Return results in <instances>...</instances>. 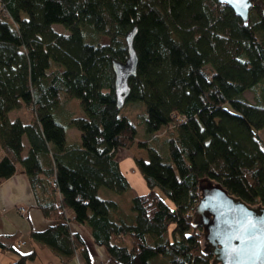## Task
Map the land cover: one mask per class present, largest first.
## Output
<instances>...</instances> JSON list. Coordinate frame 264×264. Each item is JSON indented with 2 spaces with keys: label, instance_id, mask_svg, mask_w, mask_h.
Here are the masks:
<instances>
[{
  "label": "trees",
  "instance_id": "obj_1",
  "mask_svg": "<svg viewBox=\"0 0 264 264\" xmlns=\"http://www.w3.org/2000/svg\"><path fill=\"white\" fill-rule=\"evenodd\" d=\"M134 27L138 66L126 102L146 106L138 146L148 158L134 161L147 191L126 211L101 190L131 189L120 153L138 131L117 106L113 62L127 59ZM262 81L264 0L248 24L219 0H0V182L18 167L26 174L36 206L59 221L32 236L65 264L77 254L91 264L70 223L106 249L102 264H212L193 219L200 182L264 205V98L245 95ZM70 98L84 114L59 111ZM23 106L29 122L9 115ZM68 126L79 143H70ZM15 239L0 234V248L18 255L7 264L36 259Z\"/></svg>",
  "mask_w": 264,
  "mask_h": 264
},
{
  "label": "water",
  "instance_id": "obj_2",
  "mask_svg": "<svg viewBox=\"0 0 264 264\" xmlns=\"http://www.w3.org/2000/svg\"><path fill=\"white\" fill-rule=\"evenodd\" d=\"M219 1L228 4L245 24L249 23L255 0ZM136 33L134 27L127 34V59L113 62L118 108L124 106L130 94L129 79L137 73ZM199 186L201 196L193 219L202 227L205 244L213 254L212 264H264V205L247 203L218 181L206 178Z\"/></svg>",
  "mask_w": 264,
  "mask_h": 264
},
{
  "label": "crops",
  "instance_id": "obj_3",
  "mask_svg": "<svg viewBox=\"0 0 264 264\" xmlns=\"http://www.w3.org/2000/svg\"><path fill=\"white\" fill-rule=\"evenodd\" d=\"M30 120L31 115L29 114L25 117V122H29ZM72 129L73 131H71L69 135L71 138H74V141L72 139H69V141L70 143H79L81 141L80 131L74 127H72ZM137 141H139V139H137L136 142ZM133 147L134 146L130 149H133ZM3 155L4 150L0 146V159ZM120 157L125 158L121 154ZM124 160H126L125 167L135 165V159L133 157L130 159L125 158ZM122 164L123 163L120 161L121 167ZM134 173L135 172H132V175L135 177L136 183H138V190L131 191H133L135 195L146 192L147 185L142 181L140 176H136ZM126 175L128 176L127 173ZM129 181L131 185L134 184L130 178ZM102 193L107 192L102 189L101 195H103ZM106 197L112 198L119 203L118 198L111 196V194H106ZM36 201L29 179L18 167L14 175L0 182V234H16L15 244L21 251L29 252L35 250L37 252L36 259L30 261L28 264H65L63 258L32 236L33 231H43L59 222L58 220L46 218L41 209L36 206ZM70 227L72 232L81 231L91 257V264H102L108 260L106 249L94 243L87 228L73 223H70ZM0 255L2 259L8 260L7 263L14 261L18 257L17 253L10 250H2L1 248ZM78 261H80L81 264V258L77 254L74 258L68 260L67 264H78ZM2 262L5 261H0V264H4Z\"/></svg>",
  "mask_w": 264,
  "mask_h": 264
},
{
  "label": "rangeland",
  "instance_id": "obj_4",
  "mask_svg": "<svg viewBox=\"0 0 264 264\" xmlns=\"http://www.w3.org/2000/svg\"><path fill=\"white\" fill-rule=\"evenodd\" d=\"M53 27L57 31H61V32H67L68 31L65 28V26L63 24H60V23H54ZM85 37H86L87 41L91 40V39H89L87 34H85ZM108 40L109 39L107 36L103 37V42H107ZM262 85H264V81H262L260 84L256 85V89L254 91L253 90L246 91L245 95H246L247 99H249L250 101H255V98H260L261 96L264 98V90H262ZM23 107L24 108H22V109L16 108V109L12 110L9 113L10 117L16 118L17 116H20L22 119H24L23 121H25V117L28 116L29 114L31 115V113H30V109L28 107H26V108H25V106H23ZM61 109H65L66 113H70L73 115L84 114V110H83L82 105L80 103V100L78 98H70L69 100L65 101V103H63L62 106L59 108V111ZM120 114L127 116L135 124V126L137 127V131H138L137 137L139 140H143L146 138V134H147L146 124H145L146 106H145L143 101H140V100L139 101H127L125 103V105L122 107ZM74 128H76L78 130L77 127H74ZM66 131H67L68 139H72L74 141V138H71L69 135L70 132L73 131L72 126H68ZM260 135L264 138V128L260 130ZM133 146H134L133 149H130V150L123 149L120 154L127 159H130L132 157L134 159L135 158L147 159V151L138 146V141ZM125 158L120 157V161L123 163L122 164L123 169H124V167H125L124 165L126 163V160H124ZM124 170L128 174L129 178L134 183L131 185V189H129L125 193L121 194V193H118V192H115L113 190L105 188L107 193H102V194L104 196H106V194L107 195L111 194V196L118 198L119 203L121 204V206L124 209L131 210V200H132L133 195H135L134 192L131 190H135V191L138 190V183H136L135 177H133L132 172H135L134 174L136 176H140L142 178V181H144V179H143L141 172L137 169L136 165L127 166V167H125ZM0 261H5V262H2L5 264V263H7L8 260H5L4 258L2 259L1 255H0ZM78 264H80V261H78Z\"/></svg>",
  "mask_w": 264,
  "mask_h": 264
},
{
  "label": "bare ground",
  "instance_id": "obj_5",
  "mask_svg": "<svg viewBox=\"0 0 264 264\" xmlns=\"http://www.w3.org/2000/svg\"><path fill=\"white\" fill-rule=\"evenodd\" d=\"M115 84V83H114ZM62 101V100H61Z\"/></svg>",
  "mask_w": 264,
  "mask_h": 264
}]
</instances>
